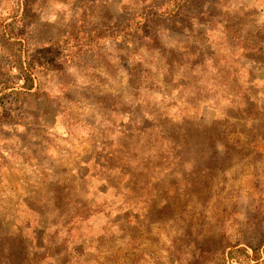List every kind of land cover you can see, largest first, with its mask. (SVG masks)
<instances>
[{
	"label": "rangeland",
	"instance_id": "1",
	"mask_svg": "<svg viewBox=\"0 0 264 264\" xmlns=\"http://www.w3.org/2000/svg\"><path fill=\"white\" fill-rule=\"evenodd\" d=\"M13 259L264 264V0H0Z\"/></svg>",
	"mask_w": 264,
	"mask_h": 264
},
{
	"label": "trees",
	"instance_id": "2",
	"mask_svg": "<svg viewBox=\"0 0 264 264\" xmlns=\"http://www.w3.org/2000/svg\"><path fill=\"white\" fill-rule=\"evenodd\" d=\"M32 87H33V86H31L30 89H31ZM14 262H15V260L13 259V260H12V264H14Z\"/></svg>",
	"mask_w": 264,
	"mask_h": 264
}]
</instances>
